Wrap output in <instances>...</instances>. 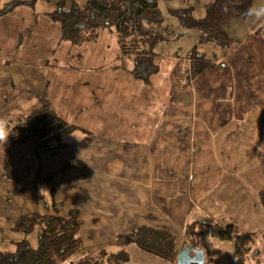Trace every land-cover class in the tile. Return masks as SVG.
<instances>
[{"label":"rangeland","instance_id":"obj_1","mask_svg":"<svg viewBox=\"0 0 264 264\" xmlns=\"http://www.w3.org/2000/svg\"><path fill=\"white\" fill-rule=\"evenodd\" d=\"M206 1L209 0H157L158 9L164 17L161 31L166 38L159 40L154 47L157 53L154 62L160 68V72L158 70V74L156 72L150 75L147 81L134 77L133 57L121 58L113 27H104L93 40L84 39L79 43L61 40L60 24L52 20L50 13L57 10L59 6L68 9L72 3L83 8L86 0H0L5 4L3 10L6 11L3 13H9L5 17L7 19L5 27L2 26L3 19L0 18V26L3 29L0 32V58L8 62V64H0V75L6 74V81L10 85L8 87L10 90L7 92L4 91L5 86L0 87V117L7 118L8 122H15L42 105V97L36 93L40 92L43 87L39 88L36 84L31 85L32 73H25L19 70V67H25L27 71L35 67L32 69L36 72L38 62L45 58L48 60L46 67L51 68L46 74V82L51 80L48 91L55 93L54 90H56L58 96L53 102V107L67 125L76 128L61 136L60 140L56 137L59 129L51 131L47 136L49 139L52 138L49 145L56 147L54 163L62 157L71 155L70 159L73 162L63 169H57L54 172L55 176L44 180L33 177L31 186H29L31 176L29 170H36V168L32 166L29 154L26 152L33 151L38 166L40 165L41 170H44L48 164L47 158L51 157L49 150L43 147L35 149L29 145H22L25 148L21 152L19 145H14L5 152L3 146L1 147L0 251H13L14 243L23 239H29L32 246L36 245L35 232L26 235L24 232L14 230L15 225L25 220L28 214L41 212V205H39L41 203L33 194L36 192L38 196L40 193L45 207L42 212L57 213L62 216H67L71 211L79 213L80 219L83 220L79 236L82 242L81 247L85 251L91 252L106 248L107 252L120 254V247L115 246L114 239L116 241V237L126 234L132 228L134 232L138 231L141 227L136 226H139L141 222L135 218L137 214L128 207L127 200H124L122 204L106 200L104 203L100 202V207L105 208L104 213L97 209L89 212L87 203L92 204L93 199L83 196L82 187H87V184L81 185L80 179L75 180L74 174L79 173L83 168V164L76 161L75 150L80 149L83 155L81 152L84 147L83 143L89 141L97 143L95 141L99 137L107 139L116 137L125 144L148 143L149 138L141 135L140 131L141 128L146 130L152 128L147 116L154 114V110H158L154 102L158 103L163 99L162 95L157 96L159 88H155L156 85L160 87L167 85V89L175 91L172 92L168 101L172 117L178 86L176 77H173L176 73L171 74V67L176 68L178 63L182 78H192L190 70L192 66L190 65L187 76L185 69L188 65L182 61V57H185L195 47L200 53L199 48L205 45L204 49L207 51L204 50V52L209 54L208 58L213 63L215 57L210 55V50L217 47L215 43H199L198 30L183 26L172 9L176 11L191 7L192 15L198 17L204 14ZM177 57L180 58L179 62L176 60ZM189 61L192 63L191 59ZM36 76L42 78L41 73H37ZM0 85H2L1 82ZM163 97L164 102L161 103L160 110L165 106L167 99L165 93ZM43 99L47 101V98ZM109 135L113 137H108ZM62 144L66 147H58ZM137 150H141L140 154L143 153L142 149ZM180 165L183 170L188 166V160H184ZM67 173H72V177H67ZM187 175L183 172L180 174V176ZM67 179H71L69 184ZM52 187L54 188L53 194H51ZM155 217L151 214L145 215V220ZM208 224L216 225L222 230L230 227L233 239L216 237L211 229L204 225L203 232L188 233L193 236L192 239L187 240L188 244L198 245L199 248L202 246L210 251L211 255L205 259L204 264H252L254 259L264 264V239L258 242L259 255L252 252L248 258V253L250 250L253 251V243L257 237L255 233L237 235L233 233L231 225L225 226L214 223L212 220L207 221L206 226H209ZM171 231L177 238L175 239L177 246L175 251H178L187 242L180 244V233L177 231L176 224L173 225ZM237 241H240L242 257L234 254ZM131 245L135 244H127L124 247L128 260L122 262L123 264H155L145 258L143 261L137 258ZM169 245H165L166 251ZM230 247H232L231 252ZM166 251L161 250L162 253ZM167 260H169L167 263L174 264L176 257L175 260Z\"/></svg>","mask_w":264,"mask_h":264},{"label":"crops","instance_id":"obj_2","mask_svg":"<svg viewBox=\"0 0 264 264\" xmlns=\"http://www.w3.org/2000/svg\"><path fill=\"white\" fill-rule=\"evenodd\" d=\"M262 3L264 0H253L252 8ZM4 5L0 2L3 27L9 14L3 13L6 11ZM224 29L232 43L230 47L217 45L210 50V55L215 57L212 65L186 79L180 75L178 63L176 68L171 67V74L175 72L177 75L173 77H176L178 86L172 117L168 101L175 91L167 89V85L154 86L159 88L157 96L162 95L163 99L154 102L158 110L147 116L152 128H141V135L149 138L148 143L125 144L112 135L108 137L113 138L108 139L99 137L97 143H83V155L80 149L75 150L76 161L83 164V168L74 176L76 181L80 179L81 185L87 184L82 190L84 197L93 199L92 204L87 203L89 212L97 209L104 213L105 208L100 204L106 200L117 204L127 200L128 207L141 222L136 227L148 226L177 239L171 231L176 224L181 245L192 239L188 233L203 232V225L210 228L206 226L207 221L231 225L234 234L257 235L253 251L248 253L249 258L252 252L259 255L258 242L264 239V19L250 22L248 15L244 19L228 21ZM2 30L0 26V32ZM204 46L199 50L208 58ZM176 60L179 62L180 58ZM189 60L187 55L182 57L188 65L185 69L187 76L191 65ZM1 63L8 64L0 58ZM47 64L48 60L43 58L38 62L36 72L32 69L35 67L28 71L19 67V70L32 73L30 84L43 87L36 93L42 97V105L46 103L54 109L53 102L58 96L56 90L53 89L55 93L48 91L51 80L46 82V74L51 68L48 69ZM37 73H41L42 78H38ZM0 82V87L5 86V92L10 90L6 74L0 75ZM164 93L167 99L160 110ZM64 145L58 147L64 148ZM19 147L23 152L25 147ZM55 149L52 145L46 149L51 157L47 158L44 170L38 166L33 151L26 152L36 168L29 170V186L33 177L44 180L55 176L57 169L73 162L71 155L54 163ZM137 149H142L143 153ZM184 160H188V166L182 170L180 164ZM181 172L188 175L180 176ZM66 176L72 177V173ZM70 181L67 179L68 184ZM51 192L54 193L53 187ZM33 194L41 203L39 213H45L42 212L45 207L40 193L39 196L36 192ZM150 214L156 217L145 220V215ZM188 243L175 251L177 258L173 263L181 264L178 262L181 250L184 257H195L196 252L202 250L201 264H204L211 255L210 251ZM131 246L142 261L145 258L155 264H169V260L148 253L137 244ZM252 264L261 262L254 259Z\"/></svg>","mask_w":264,"mask_h":264},{"label":"trees","instance_id":"obj_3","mask_svg":"<svg viewBox=\"0 0 264 264\" xmlns=\"http://www.w3.org/2000/svg\"><path fill=\"white\" fill-rule=\"evenodd\" d=\"M252 4L253 0H209L204 4V14L200 17L192 15L191 7L176 11L172 9V12L183 26L198 30L199 43L230 47L232 41L224 29L225 24L232 19L246 18ZM50 16L60 24L61 40L71 43L93 40L104 27H113L121 58L129 56L134 59V77L148 81L150 75L158 72L159 68L154 62L157 55L154 47L166 37L161 31L164 17L158 9L157 0H86L83 8L76 3H72L68 9L59 6ZM187 58L192 62V77L212 65L211 60L199 53L196 47L187 54ZM73 127L67 125L45 103L18 121L8 122V129L12 133L7 143L0 142V149L3 146L6 152L14 145L49 148L52 138L47 136L51 131L59 129L56 137L60 140L61 136L76 130ZM81 223L78 212H68L67 216L47 212L28 214L25 220L15 225L14 230L26 235L35 232L36 245L32 246L29 239L15 242L13 251H0V264H122L128 260L124 247L131 242L157 256L170 260L177 258L175 238L148 226L137 227L140 228L138 231L132 230L116 237L115 244L120 247V257L117 253L107 252L106 248L87 252L81 247ZM208 225L214 236L233 239L230 227L222 230L216 225ZM240 241L234 247V254L238 257H242ZM165 245H169L167 251Z\"/></svg>","mask_w":264,"mask_h":264},{"label":"clouds","instance_id":"obj_4","mask_svg":"<svg viewBox=\"0 0 264 264\" xmlns=\"http://www.w3.org/2000/svg\"><path fill=\"white\" fill-rule=\"evenodd\" d=\"M248 14H249L250 22L264 19V3L249 9ZM11 133L12 131L10 132L8 129L7 118L0 117V142L7 143Z\"/></svg>","mask_w":264,"mask_h":264},{"label":"water","instance_id":"obj_5","mask_svg":"<svg viewBox=\"0 0 264 264\" xmlns=\"http://www.w3.org/2000/svg\"><path fill=\"white\" fill-rule=\"evenodd\" d=\"M183 252L184 251H180L179 253V257H178V262H180L181 264H190V263H197V264H201L203 262V251L199 250L198 252H196L195 257H184L183 256Z\"/></svg>","mask_w":264,"mask_h":264}]
</instances>
